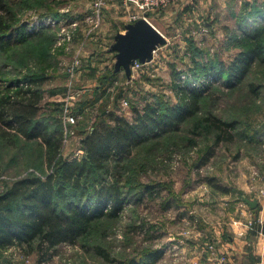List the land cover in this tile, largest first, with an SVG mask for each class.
<instances>
[{
  "label": "rangeland",
  "instance_id": "rangeland-1",
  "mask_svg": "<svg viewBox=\"0 0 264 264\" xmlns=\"http://www.w3.org/2000/svg\"><path fill=\"white\" fill-rule=\"evenodd\" d=\"M257 1L264 11V0ZM183 2L186 0H174L141 14L120 0H20V22L28 25L31 38L10 49L0 47V79L4 83H24L23 78L28 75L40 73L45 77L40 116L52 128L62 129L64 158L80 160L85 153L84 136L109 112L132 121L134 108L142 109L154 102L176 104V82L199 87L197 78L204 75L207 63L231 62L245 36L256 35L264 25V16L249 15L254 10L244 5L245 0ZM137 14L154 22L168 42L158 48L151 62L141 63L138 71L132 68L129 79L123 71H114L116 59L111 45L116 34L124 32L125 26L134 21L132 15ZM113 71L115 79L110 78ZM211 78L204 81L210 87L202 101L205 115L237 119L242 126L240 132L244 128L256 131L264 127V65H256L235 89L227 88L223 80ZM251 82L262 85L259 98L250 93ZM53 91L59 94L51 97ZM69 111L78 116L75 124L67 125L63 120ZM196 121L197 118L190 119L180 132L136 149L126 164L127 174L122 175L130 174L133 179L131 194L151 183L160 188L140 203L129 202L119 218L97 221L93 234L83 241L100 238L114 255L125 259L164 249L172 243L171 260L182 247L192 251L198 244L201 253L205 252L203 246L212 255L217 254L216 244L212 243L220 238L214 232L216 227H225L222 222L227 214L222 208H231L236 201L246 207L245 198L251 195L240 194L246 187L245 180H255L252 185L248 182V194L254 196L259 190L264 198V189L260 188L264 177V131L261 136L256 134L260 144L245 146L239 138L222 143L205 165H199L202 155L213 145L215 131L207 134L198 129L192 133ZM12 142L0 137V193L18 179L31 175L45 178L52 172L39 141L29 142L18 136ZM206 178L216 180L210 184ZM220 216L222 224L216 222ZM204 220L210 222L207 224L213 235L206 231V236ZM235 223L247 231L254 229L260 219L250 218L245 225ZM103 229L107 235L99 237ZM225 232L229 233L228 229ZM4 256L8 257L6 261L2 260ZM0 264L110 263L80 246L64 244L43 263H39L36 254L27 255L12 247L0 254Z\"/></svg>",
  "mask_w": 264,
  "mask_h": 264
},
{
  "label": "trees",
  "instance_id": "trees-1",
  "mask_svg": "<svg viewBox=\"0 0 264 264\" xmlns=\"http://www.w3.org/2000/svg\"><path fill=\"white\" fill-rule=\"evenodd\" d=\"M19 1L0 0L2 49H10L31 38L28 25L20 22ZM244 5L253 8L249 15L264 16L257 0H245ZM245 37L238 44L240 51L231 62L220 60L217 65L214 62L205 65L204 75L197 78L200 79L196 83L199 87L176 82V104L154 102L142 109L134 108L132 121L109 112L105 117L110 122L102 118L84 136L82 147L85 153L80 160L64 158L62 129L52 128V124L40 116L45 77L40 73L28 75L23 78L24 83L18 80L4 83L0 79V137L9 143L18 136L29 142L39 141L52 169L45 178L26 176L0 193V254L16 247L27 255L36 254L39 263H43L65 244L80 246L110 264H156L164 249L148 250L125 259L114 255L100 238L89 242L83 240L93 234L100 219H117L132 200L140 203L145 196L153 197L154 191L160 188L156 183L144 185L131 194L133 179L130 174L129 177L122 176L127 174L126 164L136 149L170 133L180 132L182 125L190 119L197 118L192 133L198 129L207 134L215 131L213 145L202 155L199 165H205L222 143H232L239 138L245 146L260 144L256 134H262L264 127L254 131L248 126L240 132L239 120L205 115L202 110V101L210 88L204 81L207 83L212 77L213 81L223 80L222 84L227 88L235 89L245 82L256 65H264V25L256 35L247 34ZM248 87L254 98L261 96L262 85L251 82ZM58 94V91L52 92L53 96ZM206 179L210 184L216 180ZM138 229L135 228L137 232ZM94 234L98 235V232ZM105 235L103 229L99 237Z\"/></svg>",
  "mask_w": 264,
  "mask_h": 264
},
{
  "label": "crops",
  "instance_id": "crops-1",
  "mask_svg": "<svg viewBox=\"0 0 264 264\" xmlns=\"http://www.w3.org/2000/svg\"><path fill=\"white\" fill-rule=\"evenodd\" d=\"M213 1L216 0H208V2L212 4ZM190 2L191 0H186V2L183 3L189 4ZM84 19L85 17L82 20ZM82 20L80 22H82ZM150 22L153 25L155 24L152 21ZM115 77L116 75H113L111 79H115ZM55 96L52 95L51 97ZM252 181L255 180H245L246 187H243L242 192H240V194L246 193L248 196L251 195L250 197L245 198L246 207L241 203H236V201L231 205V208H222L224 209L222 212L227 214V218L225 217L224 222H222L223 224L221 223V216L216 222L224 225L225 227L220 229L216 227L214 232L216 231L215 233L219 235L220 238H217V241L212 240V244H216L217 254L212 255L211 252L207 250L208 248H203V246L201 249H204L205 252L201 253V250H199L200 244L197 243L198 246L195 247L194 244L195 248L193 247L194 250L192 251L191 249L182 247L179 255L176 256V258L173 256L171 260L169 259V253L172 249L171 246H174L172 243L164 248V254L156 264H168L169 262L171 263V261L172 264H177L178 262H180V264H264V198L261 197L259 190H255L254 196H252V194H248L249 191L251 192V190H249L250 188L248 182L250 185H252ZM260 181L263 182L261 183L262 185L260 188L264 189V177ZM247 199L258 201L257 207L252 209L247 203ZM250 218L260 219V223L255 225L256 227L254 230L246 231L245 227L243 228V226H238L235 223L240 222L241 224L245 225V222ZM207 223L210 222L204 220L203 231L205 232L206 236L208 234L213 235V232H209L212 229ZM225 229H228L229 233H226ZM244 231L245 233L242 235V232ZM6 259H8V257L4 256L2 260L6 261Z\"/></svg>",
  "mask_w": 264,
  "mask_h": 264
},
{
  "label": "water",
  "instance_id": "water-1",
  "mask_svg": "<svg viewBox=\"0 0 264 264\" xmlns=\"http://www.w3.org/2000/svg\"><path fill=\"white\" fill-rule=\"evenodd\" d=\"M167 42V38L146 18L127 24L124 32L116 34L111 45L116 59L114 71H123L130 79L134 64L151 62L158 48ZM246 201L252 209L258 205L256 200Z\"/></svg>",
  "mask_w": 264,
  "mask_h": 264
},
{
  "label": "built area",
  "instance_id": "built-area-1",
  "mask_svg": "<svg viewBox=\"0 0 264 264\" xmlns=\"http://www.w3.org/2000/svg\"><path fill=\"white\" fill-rule=\"evenodd\" d=\"M120 1L124 5H126L128 7H133L137 11H139V13L142 12L141 14H144V13H147L148 11L154 10L155 8H158L160 6H167L168 4L173 2L174 0H120ZM132 16H133L132 18L134 19V21L141 19V16L139 14L132 15ZM142 65L143 64H141L140 62H136V66H133L132 68L133 69L135 68L138 71ZM127 105H128V103H127ZM76 117L78 118L76 113L69 111L67 114H65L63 120L67 125H72V124H75L77 122ZM252 225H253V223L251 222V226ZM252 230H254V229H252Z\"/></svg>",
  "mask_w": 264,
  "mask_h": 264
}]
</instances>
